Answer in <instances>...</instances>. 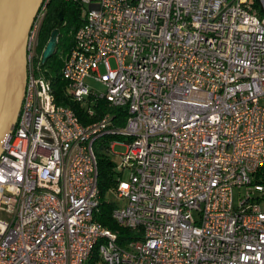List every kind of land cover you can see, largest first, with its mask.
<instances>
[{"label": "built area", "instance_id": "obj_1", "mask_svg": "<svg viewBox=\"0 0 264 264\" xmlns=\"http://www.w3.org/2000/svg\"><path fill=\"white\" fill-rule=\"evenodd\" d=\"M51 1L0 149V264H264V0H64L82 17L65 93L89 115L99 100L125 108L122 126L55 102L38 53ZM107 136L126 147L112 189V217L136 236L124 245L94 219L93 142Z\"/></svg>", "mask_w": 264, "mask_h": 264}, {"label": "trees", "instance_id": "obj_2", "mask_svg": "<svg viewBox=\"0 0 264 264\" xmlns=\"http://www.w3.org/2000/svg\"><path fill=\"white\" fill-rule=\"evenodd\" d=\"M59 13H62L63 18L60 22L59 34L55 47L54 54L44 63H41V68L44 75L50 80L52 93L55 102L59 105L70 107L78 116L81 123L89 124L99 119L105 112H110L113 115V121L116 125L122 126L126 120V109L122 107H106V101L99 100L92 104L95 109L93 115L87 114L86 106L75 102L65 93L66 82L61 77L60 68L63 57L66 56L74 42V33L82 22L81 10L77 3L64 0H52L49 3L48 11L43 21L38 53L42 55V51L50 37L52 30L55 28V20ZM115 136H107L97 138L93 142V150L97 157L98 163V188H99V206L94 213V219L100 222L103 226L116 231L117 243L124 245L126 241L136 238L135 233L130 229L120 226L112 217V211L116 204L106 198L107 192H110L116 186V169L115 164L106 152L110 151L108 143ZM119 173V172H118ZM117 173V174H118ZM97 256L88 264H94Z\"/></svg>", "mask_w": 264, "mask_h": 264}, {"label": "water", "instance_id": "obj_3", "mask_svg": "<svg viewBox=\"0 0 264 264\" xmlns=\"http://www.w3.org/2000/svg\"><path fill=\"white\" fill-rule=\"evenodd\" d=\"M42 0H0V149L16 121L26 81V42ZM63 15L42 51L44 63L54 52Z\"/></svg>", "mask_w": 264, "mask_h": 264}, {"label": "rangeland", "instance_id": "obj_4", "mask_svg": "<svg viewBox=\"0 0 264 264\" xmlns=\"http://www.w3.org/2000/svg\"><path fill=\"white\" fill-rule=\"evenodd\" d=\"M128 62V60H127ZM109 63L110 66L114 69L116 67V62L113 58H109ZM100 70H103L102 66H99ZM86 83L90 86L91 89H94L95 93L101 94L105 92V87L99 83L94 81L92 78H86L85 79ZM109 146V145H108ZM126 151V147L122 146V145H116L113 149V151H108L106 152L108 154V156L111 158V160L113 161V163L118 166L120 165L121 161H122V154H124ZM117 171V170H116ZM118 173V171H117ZM116 175V178L118 177V174ZM122 178L124 180H127L128 175L126 172L123 173ZM248 191V188L246 186H243L242 188H237L234 187L233 189V195H234V202L235 204L238 203L239 201V197L244 195L246 192ZM106 198L112 202H114L117 206H121L124 203V200H122L121 198H118L116 193L113 192L112 190L110 192H107L106 194Z\"/></svg>", "mask_w": 264, "mask_h": 264}]
</instances>
